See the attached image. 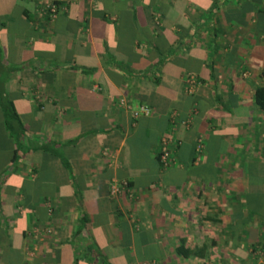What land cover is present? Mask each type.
Wrapping results in <instances>:
<instances>
[{
  "label": "crops",
  "instance_id": "obj_1",
  "mask_svg": "<svg viewBox=\"0 0 264 264\" xmlns=\"http://www.w3.org/2000/svg\"><path fill=\"white\" fill-rule=\"evenodd\" d=\"M0 48V264H264V0H0Z\"/></svg>",
  "mask_w": 264,
  "mask_h": 264
},
{
  "label": "trees",
  "instance_id": "obj_2",
  "mask_svg": "<svg viewBox=\"0 0 264 264\" xmlns=\"http://www.w3.org/2000/svg\"><path fill=\"white\" fill-rule=\"evenodd\" d=\"M51 4L55 7V11L58 12V9L62 6L61 2L53 1ZM28 19V21L33 22L34 16L30 15V13L27 12V8H25L22 12ZM48 18L51 19V13L48 12ZM47 19V18H46ZM48 20V19H47ZM4 72V66L2 64V50L0 48V75ZM7 79L4 77H0V110L2 113V119L3 124L5 127V130L9 133V136L11 137V141H15V144L19 142L17 145V148L23 147V144H21V134L24 132V126L21 120L20 115L15 110L14 104L12 99L9 97V93L6 91L4 85L6 83ZM255 102L256 104L261 108L264 109V86L257 87L254 92ZM21 145V146H20ZM48 145V144H47ZM45 148L49 146H44ZM12 161L17 160L18 158V152L15 150L13 152ZM161 158V152L158 153V159ZM189 250L184 249V252L182 255L185 257H188L191 255L189 254Z\"/></svg>",
  "mask_w": 264,
  "mask_h": 264
},
{
  "label": "rangeland",
  "instance_id": "obj_3",
  "mask_svg": "<svg viewBox=\"0 0 264 264\" xmlns=\"http://www.w3.org/2000/svg\"><path fill=\"white\" fill-rule=\"evenodd\" d=\"M18 143L19 142H17L16 144H18ZM50 143L51 142L49 141L48 145H51ZM8 144L10 146L9 139L5 138V142L3 141V143H2V148L4 149V147H3L4 145H6V147H8ZM13 144H15V141H13ZM21 144L24 145V143H21ZM6 152H7V150H6ZM1 153H0V156L2 158L5 154L2 155ZM42 158H41V161L38 162L39 165H37L38 174H37V179L33 185L32 198L34 199V197H36V196L42 197V199H41L42 201H40L42 203V202H44L43 198L47 199L49 197L50 203H53V167H51V165H50V162L53 160V151L47 152V153L44 152ZM60 176H63V175L61 174ZM59 180H60V178H59ZM20 253H21V251H20ZM45 258L46 257L41 258V262H43V260Z\"/></svg>",
  "mask_w": 264,
  "mask_h": 264
},
{
  "label": "built area",
  "instance_id": "obj_4",
  "mask_svg": "<svg viewBox=\"0 0 264 264\" xmlns=\"http://www.w3.org/2000/svg\"><path fill=\"white\" fill-rule=\"evenodd\" d=\"M48 9H49V11L51 13V18H53L54 12H55V7L53 5H51V6H48ZM187 82L189 84L188 88L191 90L192 89V85L194 84V78L188 79ZM148 114H149V109L147 107H145V106H139L137 109L133 110L134 117H138L140 115H148ZM161 143H162V147L160 149L161 160H162V162L164 164H166L167 163L168 154H169L168 148L166 146L167 142L163 138ZM201 149H202V143L199 141L197 149H196L197 153H200Z\"/></svg>",
  "mask_w": 264,
  "mask_h": 264
}]
</instances>
